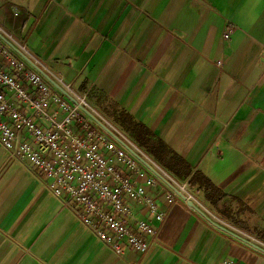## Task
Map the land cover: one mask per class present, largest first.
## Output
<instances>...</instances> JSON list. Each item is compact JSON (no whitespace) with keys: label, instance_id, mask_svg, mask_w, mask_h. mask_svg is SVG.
<instances>
[{"label":"crops","instance_id":"0c3cea01","mask_svg":"<svg viewBox=\"0 0 264 264\" xmlns=\"http://www.w3.org/2000/svg\"><path fill=\"white\" fill-rule=\"evenodd\" d=\"M0 30L124 138L134 143L115 119H134L189 164L188 178H210L219 203L163 168L264 245V0H0ZM34 169L0 145V264H264L165 185L152 191L164 221L144 214L157 244L115 254Z\"/></svg>","mask_w":264,"mask_h":264},{"label":"built area","instance_id":"2783aa9c","mask_svg":"<svg viewBox=\"0 0 264 264\" xmlns=\"http://www.w3.org/2000/svg\"><path fill=\"white\" fill-rule=\"evenodd\" d=\"M0 55V145L115 254L150 251L157 227L144 214L164 221L152 191L165 184L1 39Z\"/></svg>","mask_w":264,"mask_h":264},{"label":"water","instance_id":"95a60500","mask_svg":"<svg viewBox=\"0 0 264 264\" xmlns=\"http://www.w3.org/2000/svg\"><path fill=\"white\" fill-rule=\"evenodd\" d=\"M0 39L15 53H17L22 60L28 63L33 67L38 73L41 74L46 80L55 88L66 96L72 103L76 104L87 116L94 121L101 130H104L108 135H110L117 143L122 145L126 150H128L133 156H135L138 161L143 164L148 171L153 173L158 179L161 180L176 196L183 200L185 204L190 207L192 210L196 211L206 222L212 224L215 228L220 231L227 233L230 236L243 241L253 249H257L264 253V245L258 243L256 240L245 236L237 231L231 229L226 224H222L218 221L211 213H209L205 207L201 206L195 198L189 195V193L184 190L185 185H180L177 183L170 175L163 170L158 164H156L150 157H147L144 152L139 149L134 143L129 141L127 138H124L119 130L111 126L108 121L104 120L97 112H94L92 108L86 106L85 104L78 103L75 97L70 95L64 88V86L55 80L43 67H41L34 59L29 55V53L17 45L12 39H10L6 34L0 31ZM147 157V158H145Z\"/></svg>","mask_w":264,"mask_h":264},{"label":"trees","instance_id":"16d2710c","mask_svg":"<svg viewBox=\"0 0 264 264\" xmlns=\"http://www.w3.org/2000/svg\"><path fill=\"white\" fill-rule=\"evenodd\" d=\"M115 122L157 164L168 169L175 178L188 181L190 190H195L198 194H204L206 200L211 203H219L223 200V192L203 173L196 171L188 178L191 175L189 164L180 156L174 155L164 142L156 140L154 134L145 126L131 118H118L115 119Z\"/></svg>","mask_w":264,"mask_h":264},{"label":"rangeland","instance_id":"374dc122","mask_svg":"<svg viewBox=\"0 0 264 264\" xmlns=\"http://www.w3.org/2000/svg\"><path fill=\"white\" fill-rule=\"evenodd\" d=\"M79 96H81V95H79ZM82 97V96H81ZM84 100H85V98L84 97H82ZM86 102V101H85ZM99 113V112H98ZM100 114V113H99ZM98 114V115H99ZM101 116H102V114H100ZM103 117V116H102ZM111 124H113L111 121H109ZM117 130H119V129H117ZM144 152V151H143ZM144 154L146 155V153L144 152ZM146 156H148V155H146ZM151 157V156H150ZM152 159V158H151ZM153 160V159H152ZM154 161V160H153ZM156 163V162H155ZM159 165V164H158ZM160 166V165H159ZM161 167V166H160ZM162 168V167H161ZM163 169V168H162ZM180 185H184V183L183 182H178ZM185 190L189 193V195L190 196H192L193 198H195L197 201H198V203L199 204H201V206H203V207H205L206 208V210H208V212H210L212 215H214L215 217H216V219H220L218 216H216V214L212 211V209L211 208H209V207H207L205 204H203L195 195H193V193L192 192H190L189 191V189L187 188V187H185Z\"/></svg>","mask_w":264,"mask_h":264},{"label":"bare ground","instance_id":"6f19581e","mask_svg":"<svg viewBox=\"0 0 264 264\" xmlns=\"http://www.w3.org/2000/svg\"><path fill=\"white\" fill-rule=\"evenodd\" d=\"M1 31V30H0ZM2 32V31H1ZM65 90L72 96L75 97V99L78 101V103H81L83 104L84 103V99L81 98L76 92H74L73 90L71 91L69 88H67L66 86H64ZM94 111V110H93ZM95 112V111H94ZM147 158V157H145ZM184 190H185V187H184Z\"/></svg>","mask_w":264,"mask_h":264}]
</instances>
